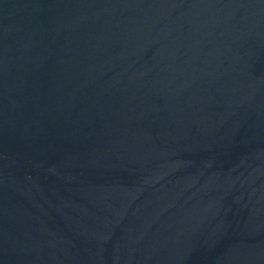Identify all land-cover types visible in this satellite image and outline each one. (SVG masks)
I'll return each mask as SVG.
<instances>
[{
	"label": "water",
	"instance_id": "water-1",
	"mask_svg": "<svg viewBox=\"0 0 264 264\" xmlns=\"http://www.w3.org/2000/svg\"><path fill=\"white\" fill-rule=\"evenodd\" d=\"M0 264H264V0H0Z\"/></svg>",
	"mask_w": 264,
	"mask_h": 264
}]
</instances>
